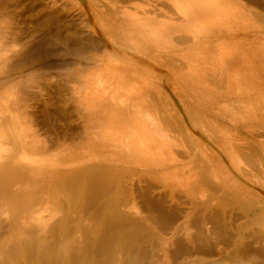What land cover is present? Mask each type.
Segmentation results:
<instances>
[{
  "label": "rangeland",
  "instance_id": "1",
  "mask_svg": "<svg viewBox=\"0 0 264 264\" xmlns=\"http://www.w3.org/2000/svg\"><path fill=\"white\" fill-rule=\"evenodd\" d=\"M230 1L227 6L231 9L220 16V21H233L239 13L241 19L238 15L236 21L249 27L258 25L263 42L264 0ZM132 2L119 4L133 6ZM160 4L170 6L166 1ZM105 6L106 11L107 7L112 10L111 5ZM95 12L97 8L90 0H0V80H8L7 88H4L9 90L6 93H11L10 98L17 97L22 106L25 105L26 120L34 130L30 134L40 144L51 145L56 152L51 150L54 155L64 149V153L84 149L82 115L88 108L99 105L97 98L101 101L100 94L106 90L103 89V77L114 70L104 68L99 61L109 55L115 59L120 57L115 52L112 35L105 29L112 27L115 30L121 22L110 18L102 24L95 18ZM128 46L136 49L133 52L141 51L143 57L146 53L145 57L151 59L150 53L138 48L133 40ZM166 47L161 54L169 57L172 47ZM185 50L190 51L184 49L179 54H185ZM143 64L150 63L144 60ZM147 78L152 92L159 90L158 79L152 75ZM4 88L1 89L4 91ZM190 88L183 78L170 87L163 84L160 93L164 97L157 94L154 103L160 102L156 104L160 110L173 109L175 117L172 118H177L178 114L185 117L193 108L189 104L194 105L185 93ZM95 92L99 93L96 97ZM8 94L4 96L8 97ZM152 104L151 113L156 107ZM256 104L258 102L249 99L220 104L230 117L221 118L223 125L218 127L234 137L233 141L240 147V152L235 155L228 150L221 154L219 148H222L218 144L214 148L208 139L202 138L199 128L194 138L188 133L186 139L187 128L184 127L186 129L181 130L185 135L181 138L183 132L178 127L189 124L179 120L177 127L173 125H177L179 117L172 120V123L177 122L169 127L170 131L164 129L166 137L175 134L172 137L177 139L176 135L180 134V140L177 139L180 148L184 144L201 147L195 160L181 158L177 165L181 171L178 172L181 178L177 177L180 182L165 177L156 183H148L149 189L142 186L145 188L142 191L137 183L126 180L121 184L102 173L98 174L101 178L76 175L54 186L57 189H52L48 198L50 207L48 205L41 214L43 216L37 218L24 213L30 201L26 192L17 195L15 200L13 198V203L1 198L3 181L0 180V264H264V147L261 144L264 129L261 133L260 128L257 131L262 139L256 134L255 140L248 141L231 130L237 120L235 117L247 114ZM168 109L165 116L171 112ZM155 112L158 116L161 113ZM156 113L153 117H157ZM172 128L181 133H171ZM231 167L234 170L239 167L236 171L243 172L241 176H248L245 178L252 181L253 184L239 180L246 188L248 186V190L232 180L237 177ZM84 169L81 165L79 173ZM158 184L166 198L162 194L160 197L153 194V189L160 187ZM173 197L176 207L166 208L165 203L166 212L158 211L156 203Z\"/></svg>",
  "mask_w": 264,
  "mask_h": 264
},
{
  "label": "bare ground",
  "instance_id": "2",
  "mask_svg": "<svg viewBox=\"0 0 264 264\" xmlns=\"http://www.w3.org/2000/svg\"><path fill=\"white\" fill-rule=\"evenodd\" d=\"M90 1L97 8L95 18L100 23L103 24V20L110 18L121 22V26L115 25V30L112 27L111 29L107 28L108 31L105 29L112 35L111 40L114 41L115 52L121 58L115 59L109 55L106 59L99 61V65L104 68L112 67L114 70L111 72L105 70L108 73L103 77L104 88L101 87V84H99L101 88L99 85L96 86L100 90L106 89L102 93L100 92L101 101L97 98V102H100L99 105L95 107L91 105L92 108L85 110L82 115L83 141L85 142H82L84 144L82 146L84 149L68 151L69 148H67L68 152L64 153V149L61 153L54 155L53 153L56 152L50 148L51 145L48 146L47 142L40 144L37 139H34L35 136L30 134L31 130H34L26 120L27 115L25 116L26 112L23 111L25 105L22 106L21 100H18L17 97L12 100L9 97L11 93H6L9 90L4 88L8 80H0V180L3 181L1 198L13 203V198L15 200L17 195L26 192L30 201L28 200L24 213L28 216L33 215L39 218L50 204H48V198H50L51 191L57 189H54V186L56 187V184H62L76 175L87 178L102 173L108 178L113 177L112 179L120 183L126 180L132 184L137 183L138 189L142 191L145 189L142 186L149 189L148 183H156L158 179L162 180L165 177L174 178L170 181H179L177 177L181 175L178 173L181 171L177 165L181 162V158L186 157L193 161L201 151L200 146V149L190 147L183 141V148H180L181 144L177 143L180 140V134L176 135L177 139L179 138L178 141L173 138L175 134H172L173 137L171 134H168L171 137H166L165 130L173 126L178 127L179 120L189 124V129L186 125L182 126L183 123L180 125L183 128L178 127L183 131L187 128L185 138L188 133L189 137H193L199 128L202 130L200 132L202 138L208 139L214 148L217 146L216 144L222 148H219L221 154L228 150L232 155H235L240 147L233 141L234 137L218 127L223 125L221 120L229 116L220 105L223 101L236 99L237 102H242L249 99L258 102L255 108L247 114L239 115V118L235 117L237 120L231 127L235 135H239L244 141L255 140L257 131L260 130L261 133V129H264L261 128L264 127V48L262 47L264 40L262 42L261 29L258 25L253 24L255 26L250 25L249 27L236 21L238 15L239 18L241 17L239 13L235 15L233 21H220V16L227 14L231 9L227 6V3L231 2L230 0ZM130 1H133V6L121 5V2ZM162 1H166L170 6L161 5ZM105 5H111L112 10L110 11L107 7L108 11H106ZM251 13L248 12V15L251 16ZM119 17H122L121 20ZM130 40H133L138 48L150 53L151 59L145 57L146 53L143 57L140 54L141 51L133 52L136 49L133 50L134 48L131 49L128 46ZM168 45L172 47L170 50L172 52L170 55H172L169 57L161 54L164 47L168 48ZM184 49L190 51L187 50V53L185 50V54L182 52L179 54ZM144 60L149 61L150 64L144 65ZM94 74L96 73L94 72ZM149 75L158 79L159 85L156 86L159 90L154 88L156 91L152 92V88H149L147 78ZM180 78H183L185 83L191 87L185 93L194 102V105L189 104V106H193L192 111L187 114L186 107L185 117L182 115L183 117L180 116V118L177 111V118H172L175 115L172 112L173 109L171 111L169 107L171 111L169 115L165 116L168 113V108H164L167 112L163 109L165 113L163 112L162 115L161 111L163 110L156 106L160 102L154 103V101L157 102L155 98L157 94L163 96L160 86L167 84L170 87L180 82ZM100 81L103 83L102 80ZM90 85L92 87V84ZM1 88H4V91ZM91 92L89 93L91 94ZM92 93L94 94V91ZM5 94H8V97L4 96ZM98 94L96 93L94 96L96 97ZM157 99L159 100L158 96ZM160 100L163 102L162 99ZM151 103L156 106L152 108V110L154 109L153 113L158 110L161 112L159 116L156 113L157 117H153L154 114L150 111ZM172 120H177L178 122L175 121L177 125L174 124L175 122L172 123ZM184 127L186 128L184 129ZM174 128L171 133H178L179 131L176 129L175 132ZM182 134L185 135L184 132L181 133V138ZM263 140L261 144L264 147ZM197 144L199 145L196 142ZM198 149L199 153H197ZM81 165L85 169L79 173L82 171L79 170ZM235 166L232 165V167ZM232 167L230 169L237 177H233L232 180L236 184L243 187L245 183L242 184V181H239L242 179L250 183L251 180L248 181L245 178L248 176L242 175V177L243 172L240 171V174L239 171H236L239 167H236V170ZM190 174L188 175L191 177ZM97 177L101 178L100 175ZM177 181L176 183H178ZM164 182L166 183V181ZM158 185L160 186V184ZM160 187H153V194L159 195V197L163 191ZM172 189L175 190L173 185ZM244 189L248 190V186ZM171 193L174 194V192ZM162 195L164 196V194ZM164 197L166 198V196ZM174 200L173 197L156 203L158 211L165 213L167 206L171 209L176 207Z\"/></svg>",
  "mask_w": 264,
  "mask_h": 264
}]
</instances>
